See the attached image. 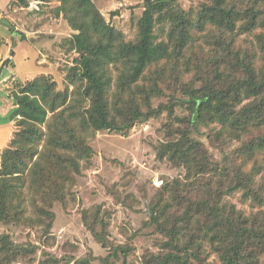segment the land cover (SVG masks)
Here are the masks:
<instances>
[{"label": "trees", "instance_id": "obj_1", "mask_svg": "<svg viewBox=\"0 0 264 264\" xmlns=\"http://www.w3.org/2000/svg\"><path fill=\"white\" fill-rule=\"evenodd\" d=\"M32 1L9 4L28 8ZM37 1L38 6L51 2ZM57 1L55 11L74 31L67 42L75 57L62 88L52 71L11 83L15 129L0 152V228L38 224L50 236L54 203H65L82 161L94 154L91 135L126 133L166 111V137L155 146L156 154L183 174L163 181L150 199V222L163 241L158 252L144 254L142 264H215L209 261L212 254L218 264H261L264 175L256 176L264 169L257 160L264 154V0H204L188 8L182 0H143L134 40H127L94 0ZM157 29L165 39L158 40ZM242 35L254 38L239 44ZM112 67L118 70L115 82ZM186 73H193L188 81ZM161 84L172 92L168 102L155 107L153 97L165 93ZM177 106L187 113L177 114ZM203 126L219 140L213 145L220 151L235 140L238 145L217 159L201 138ZM237 191L257 209L246 213L226 200ZM99 211H92L90 221L86 212L83 216L108 249L96 264H134L128 258L132 245L109 241ZM29 251L0 229V264H15ZM94 260L88 255L76 264Z\"/></svg>", "mask_w": 264, "mask_h": 264}, {"label": "rangeland", "instance_id": "obj_2", "mask_svg": "<svg viewBox=\"0 0 264 264\" xmlns=\"http://www.w3.org/2000/svg\"><path fill=\"white\" fill-rule=\"evenodd\" d=\"M203 1L182 0V4L186 8L197 7ZM9 2L10 0H0V48H4L5 42L7 46L12 44V48L17 51V69L14 70L10 63H6L0 70V152L8 144L15 129L11 119L15 105L8 99L9 88L14 89L12 81H24L38 73L52 71L58 80V86L62 88L66 66L73 62L76 52L68 50L67 39L74 32L73 29L63 15L55 11L59 1L51 0L45 5L28 8H20L16 4L6 6ZM94 2L107 20L125 33L127 40L137 37L138 21L144 9L143 0ZM156 32L158 40L166 38L165 32L158 29ZM252 38L254 37L242 35L237 43L246 44ZM145 73L148 74L149 71ZM117 74L118 70L112 67L110 75L113 82L116 81ZM192 76L193 73H186L183 79L188 81ZM139 83L143 81L139 80ZM161 85L165 93L153 97L152 104L155 107L160 102H168V94L172 92L167 84ZM178 94L181 95L180 92ZM175 111L179 115L187 113V109L180 106ZM168 120V112L165 111L147 122L134 124L126 133L102 130L92 134L90 142L94 154L89 161H82V173L77 176L74 185L68 186L65 203H54L56 217L50 236H44L43 227L38 224L32 228L1 226L2 232H9L16 242L24 244L30 250L26 255H20L15 264H38L41 261L44 264H76V259L88 255H93L94 263H98L108 249L92 235L83 218L86 212L89 216L87 219H93L92 211L98 208L100 217L107 221L105 231L109 241L116 245H132L133 251L128 257L130 263L142 264L145 253L158 252L162 247L163 237L150 222V199L163 185V181L183 174L182 169L175 167L167 159H160L156 154L155 146L166 137L165 124ZM211 126L220 129L216 123ZM202 131L204 135L201 138L217 159L221 160L238 145L235 140L224 145L225 152L220 151L219 147L213 145L219 144V140L214 142L210 138L206 126L202 127ZM257 160L264 163V154L259 153ZM253 164L254 159L248 162L245 169H250ZM261 175H264V169L256 177ZM226 200L235 203L246 213L257 209L256 203L250 198H243L241 191L228 195ZM122 261L121 258L118 260L119 263ZM209 261L218 264L215 254L209 257Z\"/></svg>", "mask_w": 264, "mask_h": 264}, {"label": "crops", "instance_id": "obj_3", "mask_svg": "<svg viewBox=\"0 0 264 264\" xmlns=\"http://www.w3.org/2000/svg\"><path fill=\"white\" fill-rule=\"evenodd\" d=\"M9 4V3H8ZM7 4V5H8ZM6 5V6H7ZM2 41H4L3 39H2ZM1 41V42H2ZM8 42V41H7ZM4 48H0V67H1V69L4 67V66H6L7 64H4V62L7 60V59H10L11 61L10 62H8V63H10V66H12L13 67V69L14 70H16L17 69V67H16V63H15V57H16V53H17V51H16V49H13L12 48V44H10L9 46H7V44H6V42H5V45L3 46ZM14 50V52L12 53V51ZM11 52V53H10ZM6 58V59H5ZM0 69V70H1ZM9 93H10V91H9Z\"/></svg>", "mask_w": 264, "mask_h": 264}, {"label": "built area", "instance_id": "obj_4", "mask_svg": "<svg viewBox=\"0 0 264 264\" xmlns=\"http://www.w3.org/2000/svg\"><path fill=\"white\" fill-rule=\"evenodd\" d=\"M38 3H39V1H37V0L32 1L31 4H30V6H35V7H37V6H38Z\"/></svg>", "mask_w": 264, "mask_h": 264}, {"label": "water", "instance_id": "obj_5", "mask_svg": "<svg viewBox=\"0 0 264 264\" xmlns=\"http://www.w3.org/2000/svg\"><path fill=\"white\" fill-rule=\"evenodd\" d=\"M149 212H150V215H153V213L151 211H149Z\"/></svg>", "mask_w": 264, "mask_h": 264}]
</instances>
